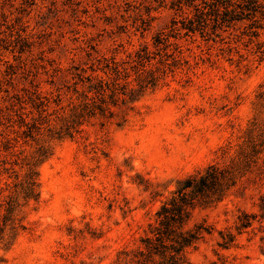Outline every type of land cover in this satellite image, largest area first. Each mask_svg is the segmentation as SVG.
<instances>
[{
    "label": "rangeland",
    "instance_id": "rangeland-1",
    "mask_svg": "<svg viewBox=\"0 0 264 264\" xmlns=\"http://www.w3.org/2000/svg\"><path fill=\"white\" fill-rule=\"evenodd\" d=\"M244 1L0 0V226L27 163L39 192L4 227L0 264H131L120 253L142 248L177 184L236 158L252 123L255 163L193 211L211 230L186 256L264 264V0ZM84 103L78 132L57 134ZM242 212L257 218L238 235Z\"/></svg>",
    "mask_w": 264,
    "mask_h": 264
},
{
    "label": "trees",
    "instance_id": "trees-1",
    "mask_svg": "<svg viewBox=\"0 0 264 264\" xmlns=\"http://www.w3.org/2000/svg\"><path fill=\"white\" fill-rule=\"evenodd\" d=\"M230 1L215 0L216 5L224 6L226 9L231 7ZM244 2L248 3L247 11H255L260 6L259 0H245ZM105 85L100 83V91H103ZM106 86L108 89L109 86ZM110 89L114 96L117 88L113 85ZM99 112L104 115L107 113L109 118L113 117V113L107 107L100 108ZM88 114L92 115V109L87 103H84L79 111L74 109L70 118L63 120L64 124L57 134L64 132L65 135H71L72 131L78 132L76 128ZM254 130L255 124L252 123L247 131V141L244 147L240 149L237 157L230 160L228 164H211L201 173L180 181L171 196L157 210L155 222L149 225L148 234L141 238L142 248L130 252L123 251L120 253L123 260L129 259L131 264H190L186 256L187 250L194 248L203 235L209 234L211 230L204 223L189 225L193 211L196 208L205 209L222 202L228 192L250 171L251 165L255 163V155L260 152L255 148ZM47 155L46 149L40 148L34 160L38 162L45 159ZM26 165L28 168L22 182L14 185L6 202L5 214L2 219L3 227L0 226V237L7 223L11 225L13 231L22 228L21 225L15 223L13 218L20 200L23 201V205L38 202L37 171L34 168V163L30 162ZM258 207L262 211L260 219L263 220L264 195L260 197ZM256 218L255 214L242 212L234 226L237 234L251 228ZM218 234L220 236L219 247L226 249L234 243L235 236L230 231H220Z\"/></svg>",
    "mask_w": 264,
    "mask_h": 264
}]
</instances>
